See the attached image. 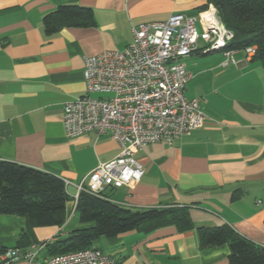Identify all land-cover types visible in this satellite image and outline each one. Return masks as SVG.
Returning <instances> with one entry per match:
<instances>
[{"label": "crops", "instance_id": "obj_1", "mask_svg": "<svg viewBox=\"0 0 264 264\" xmlns=\"http://www.w3.org/2000/svg\"><path fill=\"white\" fill-rule=\"evenodd\" d=\"M206 2L0 0V159L72 182L65 222L35 227L30 246L65 239L89 226L80 221L75 184L120 153L119 142L109 135L65 133L64 104L86 92L85 56L123 49L133 40V24L196 14ZM62 4L91 8L95 24L46 34L45 15ZM232 56L235 62L223 64L222 50H197L184 59L191 74L185 94L200 99L204 124L171 142L137 150L144 167L141 179L106 190L113 201L131 209L187 206L193 226L100 237L96 246L113 254L118 264H230L227 243L200 246L201 226H230L264 244V65L243 49ZM26 227L24 216L0 213V246H15ZM40 255L50 256L47 250Z\"/></svg>", "mask_w": 264, "mask_h": 264}, {"label": "built area", "instance_id": "obj_2", "mask_svg": "<svg viewBox=\"0 0 264 264\" xmlns=\"http://www.w3.org/2000/svg\"><path fill=\"white\" fill-rule=\"evenodd\" d=\"M131 29L133 40L123 49L85 56L86 92L63 107L67 136L96 132L120 145L116 158L100 163L75 184L76 199L83 191L102 196L109 187L140 180L144 167L135 156L137 150L153 142H171L204 124L200 99L185 94L191 77L184 63L187 56L197 50H222L223 64L235 62L232 54L237 49L226 48L235 34L212 3L196 14L175 13L166 20L133 24ZM243 51L252 57L256 47ZM64 181L67 187L72 184ZM45 246L43 242L29 248L0 246V264H118L113 254L96 245L42 257Z\"/></svg>", "mask_w": 264, "mask_h": 264}, {"label": "trees", "instance_id": "obj_3", "mask_svg": "<svg viewBox=\"0 0 264 264\" xmlns=\"http://www.w3.org/2000/svg\"><path fill=\"white\" fill-rule=\"evenodd\" d=\"M199 9L214 4L226 27L235 39L229 49L255 46L254 59L264 65V0H206ZM44 29L51 35L66 26L95 24L93 10L78 4H62L44 17ZM70 199L65 181L60 176L0 159V213L26 218L27 227L17 239L16 247L26 248L35 241L37 226L62 225L66 220ZM76 209L86 227L77 229L62 240L41 241L50 255L96 245L102 236H115L140 229L151 232L159 227L176 225L185 230L193 226L187 206L162 205L131 209L113 201L108 194L99 196L81 192ZM200 246L227 243L230 264H264V244H257L230 226L198 228Z\"/></svg>", "mask_w": 264, "mask_h": 264}, {"label": "rangeland", "instance_id": "obj_4", "mask_svg": "<svg viewBox=\"0 0 264 264\" xmlns=\"http://www.w3.org/2000/svg\"><path fill=\"white\" fill-rule=\"evenodd\" d=\"M200 30H201V29H200ZM96 95H97V94H96ZM43 251H45V250H43ZM43 251H42V252H43ZM42 252H41V254H42ZM15 263H17V262H15ZM15 263H14V264H15ZM21 264H24V262H22Z\"/></svg>", "mask_w": 264, "mask_h": 264}]
</instances>
